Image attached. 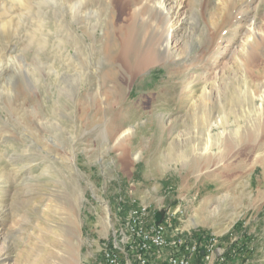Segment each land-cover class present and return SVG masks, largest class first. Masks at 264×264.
<instances>
[{
    "label": "rangeland",
    "instance_id": "obj_1",
    "mask_svg": "<svg viewBox=\"0 0 264 264\" xmlns=\"http://www.w3.org/2000/svg\"><path fill=\"white\" fill-rule=\"evenodd\" d=\"M217 1L183 0L189 20L180 53L191 51V56L196 50L205 60L196 70L201 82H196V74L190 78L193 86H199H195L199 92H194V98L202 87L208 90L216 77L229 76L225 81H231V75L240 76L244 67V60L235 61L236 53L230 52L239 44L240 36L234 32L238 23L230 31L229 42L225 41L229 34L217 38L226 37L216 49L226 45L230 50L222 48L219 55L213 48L210 29L221 23ZM54 2L0 0V264L39 261L34 252L40 249L42 232L47 225H58L60 213L64 217L52 198L65 205L76 203L78 264H99L102 249L113 240V230L138 204L147 205L154 215L169 212L171 222L181 228L170 234L179 241V248L164 246L161 260L162 254L185 251V236L196 241L207 236L216 240L215 251L209 260L202 251L195 254L194 264H264V167L252 163L257 153H264V145L252 153L242 143L223 150L214 142L219 132L229 142L237 126L240 131L250 128L239 112L231 114L228 123L223 119L222 104L234 109L239 102L232 99L237 96L232 89L241 85L240 80L232 77L230 95L223 103L213 104L216 91H212L209 122L193 127L187 118L193 110L186 113L188 96H183V68L154 65V56L150 68L125 82L126 96L121 102L111 98L108 105L94 102L83 113L76 102L95 93L100 69L95 62L87 67L84 49L73 48L67 4ZM243 7L232 10L230 19L239 17ZM263 12L261 0L254 16L261 25ZM108 87L110 82H105L101 90ZM18 197L24 201L16 202ZM62 258L50 262L62 264Z\"/></svg>",
    "mask_w": 264,
    "mask_h": 264
},
{
    "label": "bare ground",
    "instance_id": "obj_2",
    "mask_svg": "<svg viewBox=\"0 0 264 264\" xmlns=\"http://www.w3.org/2000/svg\"><path fill=\"white\" fill-rule=\"evenodd\" d=\"M53 1H55L54 4H56L59 0ZM259 1L261 0H218L217 2H214L215 5L220 6L218 9V14L221 23L216 29H210L211 35L213 34V48L216 49L218 44L220 46L223 44L222 40H225L226 37L224 39L221 38L222 40H217V38L221 35L226 36L229 34V36H227V40H225L226 42H229L230 31L233 32L234 23H238L234 32L240 36L239 44H236L237 46H235V48L232 50L228 49L226 45H223L222 48L224 51L230 50V52L232 51L236 53V57H234L235 61H238L239 59L244 60V67L239 73L240 76H234L236 80H240L238 82H240L241 85L232 89L233 93H237V96L232 97V99L239 100V102L236 103L234 109L232 107L226 109V104L223 102L230 95V90L228 89L231 86L229 82H232V75L231 81H225L230 79L229 76H224L223 79L220 76L216 77L215 79L213 78V85H210L208 90H206L205 87H202L199 97L194 98V92H199V89L196 90L195 86L198 88L199 86H193L192 84H194V82H190V78L193 76V74H196V78L198 79L199 74L196 70L200 64L204 63L205 60L200 59L199 51L197 52L196 50L195 54L191 56H189L191 51L180 53L179 46H181V42L184 39L183 34L185 33L187 21L189 20V15L185 10L183 0H63L62 3H66L68 5H65L64 8L67 12L68 32L73 48L75 50H77L78 47H82V49H84L83 51H85L87 55L85 58L87 67H91L92 63L95 62L100 69L99 72L96 73L97 77H95V79L98 78V88L96 89L95 93L88 94V97L86 96L82 101L78 103L76 102V104L82 110L81 112L84 113L85 111H88L89 107L91 108L94 102L100 101L102 104L105 103L104 105H108V103H110L107 102L109 98L114 99L115 103L121 102L126 96L125 82H129L130 80L141 75L145 71L144 68L150 65V63L153 61V57L155 56L154 65H170L176 66L177 68H183L182 74L183 78L185 79L184 81H186V84L184 83V93H187H183V96H188V108L186 113H188L191 109L193 110L187 115V118L191 120L193 127H196L197 125L204 126L209 122L207 112H210L213 107L210 106L212 91H216L215 94H213L215 95V97H213V104L216 105L223 103L222 108L223 115L225 117L223 119L225 123H228V118L231 116V114H236L239 112L241 113V116L244 115L248 119V126L249 124L251 125L249 129L241 131L240 127L237 126V129L233 130L229 136V142L221 137L222 132L217 133L216 137L214 138L215 144L218 148L226 150V148L228 149L230 145L242 143L245 145V147H247L249 152L254 153L258 147L260 148L264 145V71L261 70V68H264V66L261 65L262 63L264 64V23L261 25V23L254 21V16L256 15V3ZM24 2L22 3L25 4ZM233 2H236L237 4L235 5ZM238 3L242 5L244 4L245 8L243 7L244 9L242 12H240L241 15H239V17L231 20L230 15L233 14L232 10L237 11L238 8L242 6L238 5ZM16 5V8L19 7L18 4ZM125 10H127L128 13L125 17H123V12ZM262 14L264 16V12ZM121 20L123 23H120ZM97 32L98 35H96ZM86 40L89 41L86 42ZM196 48L197 47H195V49ZM219 48L216 50H218L217 54L220 55L223 50L222 48ZM150 49H152L154 53ZM239 52L240 54H238ZM94 54L95 57L93 56ZM216 57H218V55H216ZM216 59L217 58L213 59V64L218 63L216 62ZM242 64L243 62H240L239 66L242 67ZM210 65L211 64H209V66ZM89 73L91 74L90 70ZM215 73H217V71ZM208 75H211L210 72ZM216 75L219 74H215V76ZM202 76L203 75H201V77ZM194 78H192L193 81ZM199 81L200 80L198 79L196 82ZM219 81H221V84ZM105 82H110L111 88L108 87L107 90L102 91L101 89ZM203 83H207L205 79ZM115 86H118L119 89H115ZM218 96H221V98ZM107 108H109V106ZM237 121L238 119L236 120V123ZM173 122L174 121L171 123ZM214 122L216 123V121ZM213 125V122L212 124L208 125L206 132L210 133ZM183 153L184 152H182V154ZM222 154L223 153L221 152L219 155ZM181 156L183 157L184 155ZM181 156L179 155V158ZM252 163H259L264 167V153H257L253 158ZM191 167L194 168L193 166ZM192 168L190 170H192ZM19 197L15 198L16 202H23L24 200H19ZM51 202L52 204L55 203L57 211H62L64 213V217L62 218L60 213L58 225H47L45 228L46 232H42L43 235L41 236L42 238H40L39 244L40 249L37 250V252L33 251L34 253H37V256L40 258L35 264H51V260H53L55 263V259L57 257H63L62 264H78V260L76 259L78 254L76 249L78 237L76 234V218L74 219L73 216L76 203L74 201L73 204L65 205L62 201L59 202V200L55 198H52ZM138 205V207L133 206L130 208L125 221H123L119 228H129L130 220L135 217H144L146 215L149 209L148 206L145 204ZM16 210L18 211V209H15V211ZM180 230L181 228L175 226L174 232L176 234ZM36 236H38V234ZM210 239H213V237ZM136 241L144 242V234H136ZM164 246H170L173 250L178 249L179 241L175 239L172 240L171 236L168 235V242H163L162 239H154L153 241L147 243V251H151L149 254V261L160 260L164 262H171L172 255H174V253L167 256L162 254L163 259H160L161 254H159V252ZM101 253H103V249ZM166 258L168 260H166ZM3 259L1 260L4 261Z\"/></svg>",
    "mask_w": 264,
    "mask_h": 264
},
{
    "label": "built area",
    "instance_id": "obj_3",
    "mask_svg": "<svg viewBox=\"0 0 264 264\" xmlns=\"http://www.w3.org/2000/svg\"><path fill=\"white\" fill-rule=\"evenodd\" d=\"M176 208L172 214H176ZM156 214V213H155ZM169 212H164L160 223H155V215L148 212L144 217H135L130 220L129 228H117L113 230V240L107 243L103 248L99 264H125L124 259L129 264L131 263H147V264H161L164 261H149V254L147 251V243L154 239H162L163 242H168V235L175 230V223L169 219ZM173 218V216L170 214ZM174 223V224H173ZM136 234H144V242L136 241ZM186 239V249L177 255H172L171 262H164L165 264H194V255L200 253L205 260H209L216 247V240L210 237L202 238L198 241ZM222 259V258H221Z\"/></svg>",
    "mask_w": 264,
    "mask_h": 264
},
{
    "label": "water",
    "instance_id": "obj_4",
    "mask_svg": "<svg viewBox=\"0 0 264 264\" xmlns=\"http://www.w3.org/2000/svg\"><path fill=\"white\" fill-rule=\"evenodd\" d=\"M163 215H164V212H162V211L161 212L160 211L156 212V214H155V223L156 224L161 222V220L163 218Z\"/></svg>",
    "mask_w": 264,
    "mask_h": 264
},
{
    "label": "trees",
    "instance_id": "obj_5",
    "mask_svg": "<svg viewBox=\"0 0 264 264\" xmlns=\"http://www.w3.org/2000/svg\"><path fill=\"white\" fill-rule=\"evenodd\" d=\"M197 264V263H196Z\"/></svg>",
    "mask_w": 264,
    "mask_h": 264
}]
</instances>
